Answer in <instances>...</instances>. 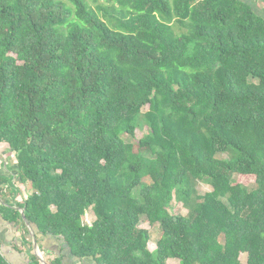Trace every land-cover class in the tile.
Returning a JSON list of instances; mask_svg holds the SVG:
<instances>
[{"label": "trees", "instance_id": "16d2710c", "mask_svg": "<svg viewBox=\"0 0 264 264\" xmlns=\"http://www.w3.org/2000/svg\"><path fill=\"white\" fill-rule=\"evenodd\" d=\"M254 3L0 0V149L30 187L3 218L97 264H264Z\"/></svg>", "mask_w": 264, "mask_h": 264}, {"label": "crops", "instance_id": "0c3cea01", "mask_svg": "<svg viewBox=\"0 0 264 264\" xmlns=\"http://www.w3.org/2000/svg\"><path fill=\"white\" fill-rule=\"evenodd\" d=\"M14 163V156L5 149H0V243L2 254L7 262L30 264L32 257L37 256L42 262L48 264L44 256L48 251L52 256H63L64 264H97L93 258L74 257L67 249L68 244L54 237L41 238L37 249L30 227L27 230L23 228L22 223L8 222L3 218L1 207L12 206L21 210L30 191V187L27 189L28 186H22V184L11 185L16 183L17 178Z\"/></svg>", "mask_w": 264, "mask_h": 264}, {"label": "rangeland", "instance_id": "374dc122", "mask_svg": "<svg viewBox=\"0 0 264 264\" xmlns=\"http://www.w3.org/2000/svg\"><path fill=\"white\" fill-rule=\"evenodd\" d=\"M245 1L248 3H251L253 6H255L256 9H258V6L254 3V0H245ZM261 6H263V5H261ZM141 137H142V134L138 133V138H141ZM15 182L17 183V178H16ZM196 188H198L199 192L202 194H204V193H206L212 189L209 185L204 184V183H200L198 185V187H196ZM172 207H173V211L177 212V214H181L183 216L187 215V210L182 206L181 202L174 201L172 203ZM86 220L87 221L94 220V216L92 215V212H88ZM141 225L143 228H146L150 231V235H151L150 246H151V248H153L156 240L159 238V235H160L159 229L155 228V227H150V225L146 221L142 222ZM244 260H246V259H244ZM166 264H179V262H178V260H175V259H168L166 261Z\"/></svg>", "mask_w": 264, "mask_h": 264}, {"label": "water", "instance_id": "95a60500", "mask_svg": "<svg viewBox=\"0 0 264 264\" xmlns=\"http://www.w3.org/2000/svg\"><path fill=\"white\" fill-rule=\"evenodd\" d=\"M25 221H26V223H27V226L30 227V229H31V234H32V237H33V239H34L35 247L38 249V241H37V239H36V234H35L33 228L31 227V225L28 223V221H27V220H25ZM43 262H44V261H43ZM44 263L46 264V262H44Z\"/></svg>", "mask_w": 264, "mask_h": 264}]
</instances>
